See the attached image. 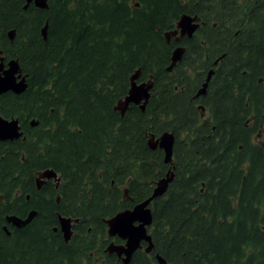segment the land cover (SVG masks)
I'll use <instances>...</instances> for the list:
<instances>
[{"label": "trees", "instance_id": "16d2710c", "mask_svg": "<svg viewBox=\"0 0 264 264\" xmlns=\"http://www.w3.org/2000/svg\"><path fill=\"white\" fill-rule=\"evenodd\" d=\"M25 4L0 0V51L27 81L24 92L0 96V113L23 132L0 141V264H98L104 219L150 197L171 170L151 206L154 247L128 264H158L156 254L167 264H264V0ZM183 14L200 27L168 41ZM179 46L183 58L168 71ZM137 70L139 81H153L150 97L144 111L131 104L122 115L116 106ZM166 131L175 136L172 164L148 143ZM48 168L60 184L38 189ZM32 210L27 225L7 224ZM59 214L80 218L68 243Z\"/></svg>", "mask_w": 264, "mask_h": 264}, {"label": "water", "instance_id": "95a60500", "mask_svg": "<svg viewBox=\"0 0 264 264\" xmlns=\"http://www.w3.org/2000/svg\"><path fill=\"white\" fill-rule=\"evenodd\" d=\"M31 3H34L37 7L42 9L48 8V0H26L24 8L26 9ZM199 18L197 16H191L184 14L178 21L177 28L167 32L166 37L168 41L173 36L176 41H179L185 36L191 37L194 32L199 27ZM48 31V22L42 28V35L46 39ZM16 35L15 30H10L8 36L11 40H14ZM185 52V48L179 46L175 48L172 55V63L168 67L171 71L175 65L181 61ZM2 54L3 52L0 51ZM4 56L0 58V96L7 92H14L20 94L27 89L26 76L23 74L20 63L17 59H11L7 62ZM217 63V62H216ZM213 70H211L207 77V82L210 80ZM140 76V70H137L131 77V87L129 89L128 95L120 100L116 109L121 112L122 115L125 114L131 104L139 105V107L144 111L146 104L150 97V89L152 88V83L150 81L147 83H137V79ZM207 82L204 83L203 87L198 92L197 96L206 93ZM200 108V107H199ZM35 125L37 122L32 121ZM23 135L21 131V125L18 118H5L0 113V141L15 140ZM175 137L172 132L163 133L158 140L154 137L149 139V146L152 149H156L159 145L161 149H164L166 161H171L173 156V146ZM57 174L52 169H47L39 173L37 177L38 186L40 187L43 183L42 178L51 179L56 178ZM172 180V173L170 172L165 178H162L156 182L153 190V194L145 199L144 201L136 204L132 208L124 209L113 217L106 219L105 223L108 226V235L119 236L126 240L125 246H115L112 245L110 248L111 252H116L119 256H123L125 264H128L134 252L140 248L142 241H146L148 246L147 251L153 248L152 237L148 233V226H151L153 222V214L151 207L149 206L153 199L162 196L168 189L169 183ZM125 199L133 200L128 196V191L125 190ZM36 215V211L32 210L27 218L23 219L17 215L7 216L6 219L9 223L17 227H23L30 223L33 217ZM72 218H67L60 216V227L63 233L64 239L68 241L72 234ZM77 220H75L76 222ZM157 260L160 264H167L166 260L161 256L157 255Z\"/></svg>", "mask_w": 264, "mask_h": 264}, {"label": "flooded vegetation", "instance_id": "af4514ba", "mask_svg": "<svg viewBox=\"0 0 264 264\" xmlns=\"http://www.w3.org/2000/svg\"><path fill=\"white\" fill-rule=\"evenodd\" d=\"M48 169H51V168H48ZM52 170H54V169H52ZM55 171V170H54ZM56 172V171H55ZM56 174H57V176H56V178H51V179H44V178H42V181H43V183L41 184V186L39 187L38 186V182H37V188L38 189H41L42 187H43V185L44 184H47V182L48 181H53L55 184H56V187H58L59 186V184H60V181H61V177L59 176V174L56 172ZM162 179V178H161ZM157 182V181H156ZM154 190V189H153ZM130 197V196H129ZM130 198H132V197H130ZM158 198V197H157ZM27 199H29V195H27ZM156 199V198H155ZM137 204V203H136ZM135 204V205H136ZM134 205V206H135ZM133 206V207H134ZM127 208H132V207H127ZM127 208H125V209H127ZM151 210H152V208H151ZM22 214H24V211L23 212H21ZM14 215V214H13ZM7 216H9V215H7ZM6 216V217H7ZM17 216H19V215H17ZM60 216H63V217H67V218H72V231H73V234H72V236H71V238L68 240V241H66L65 239V241L68 243L69 241H71L72 240V238L75 236V234H76V231H75V227H76V225L77 224H79V221H80V218H74V217H71V216H65V215H62V214H59L58 215V218H59V229H60V231H61V227H60ZM20 217V216H19ZM21 218H23V219H25L24 217H21ZM27 218V217H26ZM6 219V218H5ZM75 220H77L76 222H75ZM104 221H105V219H104ZM6 222H7V224H10V225H12L11 223H9L8 221H7V219H6ZM152 224H153V222H152ZM152 224H151V226H152ZM27 225V224H26ZM12 226H14V225H12ZM14 227H17V226H14ZM150 227V226H149ZM149 227H148V233L151 235V233H150V229H149ZM18 228H20V227H18ZM4 229H5V231L7 232V233H9V231H8V229H7V227L5 226L4 227ZM61 233H62V231H61ZM62 235H63V233H62ZM108 235V234H107ZM151 237H152V235H151ZM63 238H64V236H63ZM152 242H153V239H152ZM112 245H115V246H125L126 245V240H124V239H122L121 237H119V236H110V235H108V237H106V239H105V243L104 244H100V245H95L94 244V249H95V251H96V262H98V264H100V262L99 261H101L102 263H105V259H106V257H114V258H116L117 259V262H118V264H125V262H124V260H123V256H119L116 252H111L110 251V248H111V246ZM154 245V244H153ZM147 246H148V243L146 242V241H142L141 242V244H140V248H138L137 250H139V249H143L144 251H146L148 254L152 251V249L150 250V251H147L146 250V248H147ZM154 247V246H153ZM136 250V251H137ZM135 251V252H136ZM134 252V253H135ZM158 254H156V256H157ZM132 259V258H131ZM130 259V260H131ZM156 259H157V257H156ZM130 262V261H129ZM157 262H158V264H160L159 263V261L157 260Z\"/></svg>", "mask_w": 264, "mask_h": 264}, {"label": "rangeland", "instance_id": "374dc122", "mask_svg": "<svg viewBox=\"0 0 264 264\" xmlns=\"http://www.w3.org/2000/svg\"><path fill=\"white\" fill-rule=\"evenodd\" d=\"M138 79H139V78H138ZM138 79H137V83H138V84H139V83H142V82H141V81H139ZM144 83H147V84H149V83H150V81H149V80H148L147 82H146V81H144ZM259 138H260V140H261L262 142H264V137H263V136H260Z\"/></svg>", "mask_w": 264, "mask_h": 264}]
</instances>
